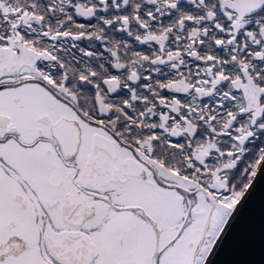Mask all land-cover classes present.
I'll return each mask as SVG.
<instances>
[{"label":"snow or ice","instance_id":"obj_1","mask_svg":"<svg viewBox=\"0 0 264 264\" xmlns=\"http://www.w3.org/2000/svg\"><path fill=\"white\" fill-rule=\"evenodd\" d=\"M261 177L264 0H0V264H215Z\"/></svg>","mask_w":264,"mask_h":264},{"label":"water","instance_id":"obj_2","mask_svg":"<svg viewBox=\"0 0 264 264\" xmlns=\"http://www.w3.org/2000/svg\"><path fill=\"white\" fill-rule=\"evenodd\" d=\"M238 213L215 264H264V177L251 186Z\"/></svg>","mask_w":264,"mask_h":264}]
</instances>
